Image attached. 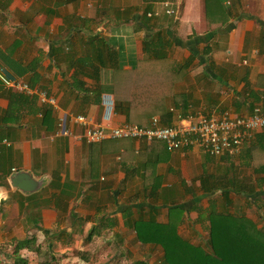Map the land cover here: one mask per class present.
<instances>
[{
    "label": "crops",
    "instance_id": "1",
    "mask_svg": "<svg viewBox=\"0 0 264 264\" xmlns=\"http://www.w3.org/2000/svg\"><path fill=\"white\" fill-rule=\"evenodd\" d=\"M207 3L212 11L229 12L227 23L215 14L207 20ZM157 32L173 42L167 54L178 68L195 56L165 97L171 115L153 116L161 125L179 124L178 116L223 111L246 116L255 108L264 113V0H0V69L44 90L57 104V110L42 106L35 97L0 85L2 240L38 232L56 236L49 246L68 237L69 243L56 244L64 248L72 244L74 231L94 228L115 232L116 246L126 248L137 244L134 221L167 223L168 208L176 206L182 210L179 235L197 244V231L208 226L201 219L209 201L222 194L202 190L207 177L206 189L228 184L231 190L254 191L233 189L232 211L245 213L242 200L260 212L264 130L238 154L220 157L200 147L170 151L158 141L92 145L74 137L80 128L70 124L71 115L113 126L126 123L113 110V71L134 69L146 57L143 41ZM18 171L44 178L45 185L22 194L8 182ZM196 204L200 213L192 209ZM184 230L196 237L182 235Z\"/></svg>",
    "mask_w": 264,
    "mask_h": 264
},
{
    "label": "trees",
    "instance_id": "2",
    "mask_svg": "<svg viewBox=\"0 0 264 264\" xmlns=\"http://www.w3.org/2000/svg\"><path fill=\"white\" fill-rule=\"evenodd\" d=\"M212 14L225 16L222 24L227 23L229 19L227 16L229 12L226 13V10L212 11L207 3L206 18L211 22L213 21ZM172 44L173 42H170L165 35L163 38L158 32L152 34L150 38L143 41V52L146 57L138 60L134 69L113 71V110L116 114L123 115L126 123L147 127L154 115H159V117L171 115V112L165 108V97L171 94L173 83L183 78L184 69L188 68L195 59V56H189L184 61V66L178 68L172 57L167 54V47ZM202 56L206 54L202 52ZM47 113H44V119ZM107 141L120 143L126 140ZM259 149L264 152V146L261 145ZM209 180L210 177H207L202 181V190L210 193L219 189L222 194L217 201L210 199L204 219H201L208 224L206 239L200 237L201 240L199 239L197 244H192L189 239L179 235L177 222H179L182 210L174 206L168 208L167 223L142 218L134 221L136 241L142 245L159 248L162 252L161 264H264V225L258 228L256 223L246 217L242 211L235 208L231 210L232 202L229 194L234 188L231 190L228 184H221V188L214 186L206 189L210 184ZM234 190L246 195L254 194L253 190L244 188ZM219 200L222 201L220 205H218ZM192 209L200 213L199 204L194 205ZM99 232L94 228L89 230L86 242L91 241L92 237L98 235ZM11 245L12 264H30L29 258L22 256L21 252L27 251L39 255L43 249L42 245L37 244L34 235L27 236L23 240H13ZM55 248L54 243H50L45 256L48 258L43 261L37 260L34 264L60 263L52 253V249ZM79 255L85 259L83 254ZM129 264H148V261L147 258H143Z\"/></svg>",
    "mask_w": 264,
    "mask_h": 264
},
{
    "label": "built area",
    "instance_id": "3",
    "mask_svg": "<svg viewBox=\"0 0 264 264\" xmlns=\"http://www.w3.org/2000/svg\"><path fill=\"white\" fill-rule=\"evenodd\" d=\"M0 84L13 92L35 97L42 106L57 110L53 97L44 90L36 89L20 79L6 76L0 69ZM179 124L163 126L157 117L150 119L147 127L124 123L110 125L95 123L82 114L71 115L69 122L80 128L74 137L86 144H99L107 140H136L147 143L162 142L170 151H186L200 147L212 157L233 156L242 145L264 130V114L259 108L246 116L234 115L229 111L204 116H178ZM67 134V133H66Z\"/></svg>",
    "mask_w": 264,
    "mask_h": 264
},
{
    "label": "rangeland",
    "instance_id": "4",
    "mask_svg": "<svg viewBox=\"0 0 264 264\" xmlns=\"http://www.w3.org/2000/svg\"><path fill=\"white\" fill-rule=\"evenodd\" d=\"M239 201L242 202L241 204L245 213L243 211L242 212L245 214V216L247 217L248 215V218L251 220L253 219L255 223L257 222L256 225L258 228L262 227L264 225V199L260 201V205L258 204V206L261 207L260 212L254 208L255 206H248L245 205L242 200ZM260 223L262 224L260 225ZM99 231V234L94 235L90 242H86L88 231H82V234H79L77 230L74 231L71 240L72 244H68L67 246H64V248H55L54 250L52 249V253H54L57 260L60 262L58 264H129L134 260H140L143 258H147L148 264H161L162 252L159 248H152L149 245H142L137 241H135L137 243L136 245L126 248L120 247V245L116 246L115 239L118 238L116 237L115 232L106 229H101ZM34 233L38 238L37 241L41 242L39 244L42 245L43 249L41 251L42 253L39 255L31 252L28 253L27 251L21 252L22 256L29 258L30 264H34V262L37 260L43 261L44 259L48 258V256L45 257L47 248H49V245L46 242L49 238H52V236L43 238L39 236L38 232H32L31 235ZM182 233V235L187 234L191 235L192 237H196L194 232L193 235L191 234V231L187 232V230H184ZM197 233L198 236L203 239L208 237V230L205 225L202 226L201 229L197 231ZM125 237H127V235ZM54 238H56V236H54L52 239ZM65 241L67 243L70 242L68 237H66ZM65 241L61 238L55 239L54 245L56 246V244L59 243L62 244V242L65 243ZM11 243L12 242H5L2 240L0 235V264H12L11 255L13 249ZM79 254H83L85 259L81 258Z\"/></svg>",
    "mask_w": 264,
    "mask_h": 264
},
{
    "label": "water",
    "instance_id": "5",
    "mask_svg": "<svg viewBox=\"0 0 264 264\" xmlns=\"http://www.w3.org/2000/svg\"><path fill=\"white\" fill-rule=\"evenodd\" d=\"M8 182L10 186L24 195H29L37 192L45 185L44 178L35 179L29 171H18L12 173Z\"/></svg>",
    "mask_w": 264,
    "mask_h": 264
}]
</instances>
